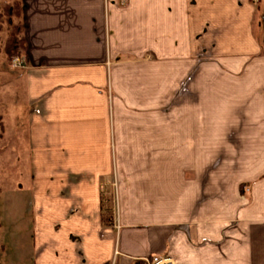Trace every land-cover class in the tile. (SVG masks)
<instances>
[{
  "label": "crops",
  "instance_id": "crops-1",
  "mask_svg": "<svg viewBox=\"0 0 264 264\" xmlns=\"http://www.w3.org/2000/svg\"><path fill=\"white\" fill-rule=\"evenodd\" d=\"M18 5L29 264H264V0Z\"/></svg>",
  "mask_w": 264,
  "mask_h": 264
},
{
  "label": "rangeland",
  "instance_id": "rangeland-1",
  "mask_svg": "<svg viewBox=\"0 0 264 264\" xmlns=\"http://www.w3.org/2000/svg\"><path fill=\"white\" fill-rule=\"evenodd\" d=\"M14 1L0 0V137L3 124L6 131L3 139H0V244L6 243L2 256L8 259L7 263L12 259L8 264H29L28 194L24 189L29 171V147L25 142V132L20 127L25 126L27 93L23 76L19 75L21 68L13 66L11 62L12 57H18L22 49L18 38L13 42L19 51L8 60L4 54L8 32L19 22L14 17ZM103 202V209L108 204L111 211L113 202L107 199H103Z\"/></svg>",
  "mask_w": 264,
  "mask_h": 264
},
{
  "label": "trees",
  "instance_id": "trees-1",
  "mask_svg": "<svg viewBox=\"0 0 264 264\" xmlns=\"http://www.w3.org/2000/svg\"><path fill=\"white\" fill-rule=\"evenodd\" d=\"M14 2H15V5H16V12L14 13V15H15L14 17L16 19H18V17L20 16V8H19V5H18L19 4V0H15ZM8 11H9V9H8ZM9 14H10V12H9ZM13 26H14V28L10 32H8L9 33V39H8L6 47H5V53L4 54H5V58H7V60L10 58V56L13 53H17V50H18L17 46L14 45L13 40L18 38V43L23 48V45H22L23 39H22L21 36H19V34H20L19 33L20 23L18 22L17 25H13ZM103 211L106 212L105 213L106 215H104L105 219L109 220V217H110L109 212H107L106 209H103ZM106 220H104V221H106Z\"/></svg>",
  "mask_w": 264,
  "mask_h": 264
},
{
  "label": "built area",
  "instance_id": "built-area-1",
  "mask_svg": "<svg viewBox=\"0 0 264 264\" xmlns=\"http://www.w3.org/2000/svg\"><path fill=\"white\" fill-rule=\"evenodd\" d=\"M11 62L13 66L20 67L21 65H23V59L20 57L13 56ZM111 201L114 204L113 198L111 199ZM105 264H114V261L112 259H108ZM137 264H174V260L173 258H171L170 253L166 252L162 255L154 254L153 256L149 257L143 256L138 260Z\"/></svg>",
  "mask_w": 264,
  "mask_h": 264
}]
</instances>
